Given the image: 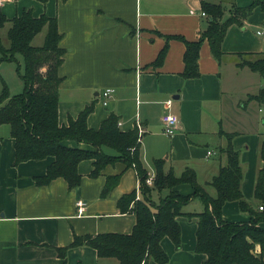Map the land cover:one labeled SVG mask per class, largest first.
Returning <instances> with one entry per match:
<instances>
[{
	"label": "crops",
	"instance_id": "crops-1",
	"mask_svg": "<svg viewBox=\"0 0 264 264\" xmlns=\"http://www.w3.org/2000/svg\"><path fill=\"white\" fill-rule=\"evenodd\" d=\"M203 1L224 6L223 19L235 6L246 7L253 2L1 0L0 12L12 19L32 9L37 17L45 13L57 18L60 46L65 49L59 68L63 77L61 124H68L70 117L76 118L92 105L87 119L91 128L99 129L111 114L117 116L122 130L136 128L139 134L142 128L140 153L148 176L156 173L154 160L163 158L165 170L181 174L190 167L198 178L207 176V181L225 162L220 147L226 139L220 135L221 130L234 133L233 146L240 152L244 172L243 193L255 203L257 174L263 165L260 147L264 139V105L249 100V96L264 87V75L237 62L239 53L264 52V37L257 34L264 27V11L257 7L242 24L229 26L222 44V60L213 55L209 41L203 40L200 76L184 78L181 73L186 44L175 36L195 40L208 28L210 17L203 14ZM9 26L7 22L6 31ZM165 45L166 55L157 67L154 61ZM106 89L111 90L107 104L103 97ZM169 100L171 107L167 108ZM168 111L180 119L173 135L163 130L162 116ZM65 143L93 148L84 142ZM103 149L117 154L107 146ZM54 160L55 156L49 155L16 164V138L9 124H0V264H63L58 247L71 244L75 235L132 231L135 213L123 212L118 202L134 191L141 196L140 177L133 165L118 160L93 176L94 160L85 159L78 165L81 182L77 187L70 188L64 177L39 184L37 178L46 174ZM116 175L119 181L103 194L108 178ZM175 189L185 194L193 191L187 183ZM166 191L155 192L153 200L158 203ZM79 200L85 204L83 213L76 204ZM256 206L259 209L260 205ZM186 211L199 212L201 208L198 205ZM251 217L240 209L238 201H228L223 207L227 221L246 222ZM178 220L181 248L177 249L169 237L162 241L169 254L167 264H202L207 255L196 251L198 217L182 215ZM115 259L99 257L96 249L82 245L68 250L66 264H117Z\"/></svg>",
	"mask_w": 264,
	"mask_h": 264
},
{
	"label": "trees",
	"instance_id": "trees-1",
	"mask_svg": "<svg viewBox=\"0 0 264 264\" xmlns=\"http://www.w3.org/2000/svg\"><path fill=\"white\" fill-rule=\"evenodd\" d=\"M38 1L46 3L48 0ZM202 7L210 17V24L200 37L188 40L181 35L175 36L186 44L185 66L181 73L184 78L200 76L199 56L203 40L209 41L213 55L222 60V44L229 26L242 24L243 19L252 15L257 7L264 11V0H253L246 7L235 6L226 19H223L225 9L221 4L203 1ZM7 22L10 23L8 45L3 43L0 35V60L19 62L17 55H22L24 59L23 70L18 66L23 90L11 94L2 79L4 85L0 94V124H9L16 138L15 163L55 156L46 174L38 177L37 182L45 184L64 177L70 188L80 184L78 165L85 159L94 160L93 176L98 175L107 164L121 160L129 166L133 165L140 177L141 196L134 191L123 195L118 202L123 212L132 210L135 213L136 223L132 231L75 235L71 244L58 247L63 264H66L68 250L82 245L96 249L99 257L116 258L118 264H150L151 261L167 264L169 254L162 241L169 237L177 249L181 248L182 231L178 217L182 215L198 217L196 251L207 255L202 264H264V226L261 225L264 222V139L260 147L263 165L258 170L254 191L256 203L248 201L243 193L244 172L240 152L233 146L235 134L224 130L220 135L225 137L226 143L220 147V152L225 156V162L209 181L216 190L215 196L199 183L194 169L188 167L181 174L172 169L167 171L163 158L154 160L156 173L153 185H149L146 182L149 173L141 160L138 129L122 130L115 114L104 120L99 129L91 128L87 119L92 105L76 118L70 117L68 124L60 123V84L63 77L59 68L64 61L65 49L60 46L57 18L45 13L37 17L32 9L12 19L0 12V28ZM45 28L47 32L43 44L33 45L36 35ZM166 52L167 45L154 61L157 67L163 63ZM239 55L238 66H248L264 75V52ZM249 100L264 105V87L251 94ZM67 140L88 143L93 148L69 146L65 143ZM105 146L114 149L117 154L105 152ZM119 179V175L110 176L103 194H108ZM186 183L193 187L191 193L175 189ZM163 190H167L165 195L156 203L153 194ZM196 198L203 203V209L199 212L186 211L185 207ZM228 201H238L240 209L252 215L251 219L246 222L225 220L223 207ZM256 204L262 205L263 209H257Z\"/></svg>",
	"mask_w": 264,
	"mask_h": 264
},
{
	"label": "rangeland",
	"instance_id": "rangeland-1",
	"mask_svg": "<svg viewBox=\"0 0 264 264\" xmlns=\"http://www.w3.org/2000/svg\"><path fill=\"white\" fill-rule=\"evenodd\" d=\"M234 10V9H233ZM6 24L0 28V34L2 37V41L3 43H5V45H8V38H7V27L5 28ZM47 29H43L42 32L37 35L34 40H33V45H42L45 39V35H46ZM1 56V54H0ZM18 61H10L7 59L4 60H0V94L2 93L3 90V80H5V82L7 83V86L9 88V91L11 94H16L19 93L23 90V81L20 78L19 72H18V66H21V70H23L24 68V59L22 55H17ZM205 177V178H204ZM198 181L200 182V184H202L207 191L215 196L216 195V190L215 188L209 183V181H207V176H201L198 178ZM257 202V200L255 199V203ZM200 205V208L203 209V203L201 202V200L199 198H196L195 200H193V202H191V204H189V206H186L185 208H193L196 209L198 208V205ZM117 261V264L119 263L117 259H115Z\"/></svg>",
	"mask_w": 264,
	"mask_h": 264
},
{
	"label": "built area",
	"instance_id": "built-area-1",
	"mask_svg": "<svg viewBox=\"0 0 264 264\" xmlns=\"http://www.w3.org/2000/svg\"><path fill=\"white\" fill-rule=\"evenodd\" d=\"M1 1V0H0ZM204 15H206V12H203ZM257 34L260 36L264 37V27L260 28L257 30ZM111 96V90L110 89H106L103 91V97H104V103L107 104L108 101L107 99ZM166 107L170 108L171 107V100L166 102ZM180 119L179 116L173 112H166L163 114L162 116V123H163V130L164 133L166 135H173L176 131V129L178 128ZM142 135V128H139V140H140V136ZM211 151H208V155H211ZM154 177L155 174H152L150 176H148V178L146 179L147 184L149 185H153L154 183ZM77 206L79 209V213H83L85 210V204L82 200L77 201ZM260 209H263V206L260 205L259 207ZM259 249V248H258Z\"/></svg>",
	"mask_w": 264,
	"mask_h": 264
}]
</instances>
